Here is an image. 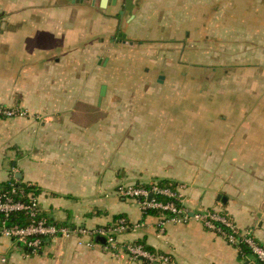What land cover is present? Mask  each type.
Returning <instances> with one entry per match:
<instances>
[{
	"label": "crops",
	"instance_id": "crops-1",
	"mask_svg": "<svg viewBox=\"0 0 264 264\" xmlns=\"http://www.w3.org/2000/svg\"><path fill=\"white\" fill-rule=\"evenodd\" d=\"M132 2L130 24L155 32L168 24V33L151 38L174 39L181 49L196 40L190 28L215 25L216 12L263 9L262 0ZM99 3L100 11L89 0H0V104L26 112L0 117V188L13 180L35 186L43 213L69 227L107 225L119 214L143 222L137 231L118 234V243L141 241L167 255L166 264H255L198 220L167 223L161 231L156 216H145L137 200L117 188L173 181L191 211L218 210L264 246V117L176 116L168 119L173 127L159 117L120 133L118 118L100 116L93 106H101L103 85L92 100L102 77L92 65L120 15L118 4ZM129 23L117 37H135ZM180 59L183 65L184 51ZM101 251L100 243L89 247L73 236L22 252L17 242L0 237L1 264H91L90 258L100 264Z\"/></svg>",
	"mask_w": 264,
	"mask_h": 264
},
{
	"label": "rangeland",
	"instance_id": "rangeland-1",
	"mask_svg": "<svg viewBox=\"0 0 264 264\" xmlns=\"http://www.w3.org/2000/svg\"><path fill=\"white\" fill-rule=\"evenodd\" d=\"M89 1L96 10H101L98 0ZM262 1L263 9L255 12L245 10L240 15L216 12L212 21L214 26L203 28L200 25L189 29L193 35H198L193 38L195 42L189 41L183 49L174 39L151 38L168 33L170 25L155 32L143 28L139 22L130 24L129 13L118 6L119 11H123L119 13L118 26L104 34L102 52L92 65L102 76L92 100H98L100 86H104L101 106L93 105L97 114L118 118L120 133L132 123H151L159 117H166L168 127H173L168 119L176 116L264 117ZM111 11L114 13L115 10ZM103 15L107 18L105 12ZM152 20L150 17L143 23L148 26ZM128 23L131 27L136 26L132 30L135 37H117L118 32L127 33ZM183 51L186 59L182 65L180 55ZM87 66L91 68V65ZM143 117H151V120H143ZM112 125L104 124V127L110 129ZM190 126L183 124V127ZM101 252L100 264L136 261L125 252L117 255L107 253V250ZM90 261L94 264L91 258Z\"/></svg>",
	"mask_w": 264,
	"mask_h": 264
},
{
	"label": "built area",
	"instance_id": "built-area-1",
	"mask_svg": "<svg viewBox=\"0 0 264 264\" xmlns=\"http://www.w3.org/2000/svg\"><path fill=\"white\" fill-rule=\"evenodd\" d=\"M26 112L13 107L0 104V117L11 118L23 116ZM142 185H122L117 188V193L123 197L137 200L143 212L148 210H161L171 213L170 217H158L157 226L161 231L167 223H186L195 219L203 227L214 231L224 237L230 244L237 246L241 239L251 253L264 264V246L256 241L249 232H243L226 214L215 209L191 211L185 204L183 196L177 187H161L156 181ZM164 196L166 200L158 199ZM177 202V203H176ZM193 213L192 215L190 213ZM14 214H23L25 222H9ZM0 237H7L13 241L21 242L31 252L36 253L42 248L45 241L58 237H76L78 244L89 247L97 245L96 238L102 237L105 242L100 245L113 254L126 253L130 259H145L153 264H166L170 261L167 255L153 254L141 242L120 244L117 235L129 231H137L144 225L143 222H130L120 218L107 225L87 228L84 226L58 225L51 221L42 211L40 201L33 185L10 181L7 186L0 188ZM241 237V238H238ZM22 250V249H21ZM22 252H25L22 250ZM4 261V259H3Z\"/></svg>",
	"mask_w": 264,
	"mask_h": 264
},
{
	"label": "trees",
	"instance_id": "trees-1",
	"mask_svg": "<svg viewBox=\"0 0 264 264\" xmlns=\"http://www.w3.org/2000/svg\"><path fill=\"white\" fill-rule=\"evenodd\" d=\"M156 183L161 186V187H170L171 189L173 190H176L177 189V185L175 182L173 181H166V180H158L156 181ZM137 185H142V186H145V187H148L149 184L148 183H143V184H137ZM7 186V183L2 185V187H5ZM34 189L35 191L37 192V188L34 186ZM158 199H161V200H166V198L164 196H158ZM177 203V202H176ZM145 216L147 215H152V216H156L157 218L162 216V217H170L171 216V213L168 212V211H161V210H148V211H145L143 212ZM1 216V215H0ZM120 218H125L127 221H129L126 217H124L123 215H115L114 216V220L112 222H116L118 221V219ZM50 219V218H49ZM51 221H53L52 219H50ZM9 222L11 221H16V222H25V216H23V214H14L12 215L9 219H8ZM54 223L58 224L56 221H53ZM58 225H65V224H58ZM217 234V233H216ZM238 238H241V237H238ZM239 240V244L237 245V247L239 248L240 250V254L241 255H248V256H251L253 257L254 259V263L255 264H263L262 262H260L258 259H256V257L251 253V251L249 250V248L247 247V245L241 240V239H238ZM136 242H141V241H136ZM142 243V242H141ZM144 244V243H143ZM145 248L148 249L151 253L153 254H162V253H159V252H156V251H153L152 249H150V247H147L145 244H144ZM139 260H142V261H145V262H148L147 260L145 259H139ZM149 263V262H148Z\"/></svg>",
	"mask_w": 264,
	"mask_h": 264
},
{
	"label": "water",
	"instance_id": "water-1",
	"mask_svg": "<svg viewBox=\"0 0 264 264\" xmlns=\"http://www.w3.org/2000/svg\"><path fill=\"white\" fill-rule=\"evenodd\" d=\"M75 1H80V0H75ZM119 5L120 7H122L124 10H126L130 17H132V15L134 14V5L132 0H123V2L121 3L120 0H100V7H106V5ZM123 11L120 10L119 13H122ZM4 27V23L0 22V28L2 29ZM119 36L121 37H125V34H120ZM130 44H132V42H129ZM104 89V87H102V90ZM191 215L193 214L192 212L190 213ZM96 241L98 243L103 244L105 242L104 238L102 237H97ZM17 244L21 247V249L25 252H31V250L27 247H23V244L21 242H17Z\"/></svg>",
	"mask_w": 264,
	"mask_h": 264
}]
</instances>
